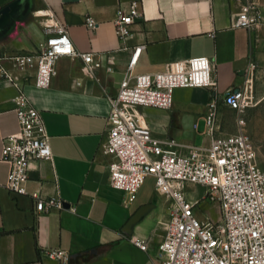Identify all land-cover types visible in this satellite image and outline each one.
Masks as SVG:
<instances>
[{"label":"crops","instance_id":"1","mask_svg":"<svg viewBox=\"0 0 264 264\" xmlns=\"http://www.w3.org/2000/svg\"><path fill=\"white\" fill-rule=\"evenodd\" d=\"M134 1L140 3L141 16L123 45L115 19L121 7ZM248 2L264 9V0H0V52L38 49L46 38L41 14L52 11L68 25L77 49L93 52L102 63L94 75H88L82 59L62 57L47 88L16 72L46 122L54 151L53 160L33 164L28 191L60 196L65 207L37 214L31 195H17L7 188L10 167L0 160V264L32 263L46 248L69 251L72 264L156 260L170 217L169 203L160 194L157 199L146 196L142 187L137 199L125 205V192L110 184L111 158L101 143L111 98L130 56L135 57L141 45L145 47L135 73L182 69L188 59L207 56L215 65L214 89L178 88L171 108L139 107V117L159 138L198 145L205 131L199 130L200 124L216 102L221 132H237V112L224 102L227 91L250 79L258 103L264 99V24L252 29L232 26L234 16ZM89 15L98 23L95 29L86 25ZM17 94L15 83L0 78V158L3 137L19 130ZM247 114L244 130L256 144L252 137L259 134L256 117ZM133 236L148 241V250L137 246Z\"/></svg>","mask_w":264,"mask_h":264},{"label":"built area","instance_id":"2","mask_svg":"<svg viewBox=\"0 0 264 264\" xmlns=\"http://www.w3.org/2000/svg\"><path fill=\"white\" fill-rule=\"evenodd\" d=\"M41 16L46 38L38 49L0 52V78L18 87L15 108L19 121V130L2 139L0 160L10 167L7 188L17 195H31L37 214L63 209L65 201L60 196L45 197L39 191H28L33 164L53 160L54 151L46 122L16 72L35 86L47 88L62 57L82 59L88 75H94L102 64L93 52L77 49L68 25L52 11ZM140 16L138 1L118 10L115 28L121 44L131 37V26ZM97 24L93 16H87V27L95 29ZM262 24L264 9L248 2L234 16L232 26L252 29ZM144 47L138 48L135 57L130 56L126 74L111 98L112 109L101 149L111 158L110 184L125 192V205L137 199L151 175L156 178L155 191L168 200L170 217L152 264H264V167L258 147L244 130L248 109L258 103L252 82L246 79L224 97V102L237 112V132H221L217 104L212 102L203 133L207 143L185 145L173 137L162 139L139 117L138 108L169 109L178 88L214 89L215 65L209 57L199 56L188 59L182 69L135 73ZM189 184L203 186V198L219 204V220L199 216V199L188 198ZM131 240L148 250V241L134 236ZM29 264H72V255L62 248H46L39 259Z\"/></svg>","mask_w":264,"mask_h":264},{"label":"rangeland","instance_id":"3","mask_svg":"<svg viewBox=\"0 0 264 264\" xmlns=\"http://www.w3.org/2000/svg\"><path fill=\"white\" fill-rule=\"evenodd\" d=\"M258 96L256 94L255 96V100L258 101ZM255 110V112L253 113L254 115H251L252 111ZM249 112V118L250 116H255V122H257L258 124V132L259 134H255L252 137L254 138L258 150H259V155H260V163L261 165L264 167V99L250 107L248 109ZM248 115V114H247ZM247 116H245L246 118ZM206 129V121H203L200 124L199 130L200 131H204ZM207 141V137L204 135H200V137L198 138V142L197 144H205ZM155 183H156V178L154 176H149L146 179L145 184L143 185V193L148 196V197H152L153 195L156 196V194L158 195V193H156L155 191ZM187 193H188V198L192 201H196L197 199H199V210H198V214L201 218H210L211 220H213L214 222L220 219L221 216V211H220V206L218 203H210L207 199L203 198L204 195V191L205 188L203 186L200 185H195V184H189L186 187ZM157 199V196H156Z\"/></svg>","mask_w":264,"mask_h":264}]
</instances>
